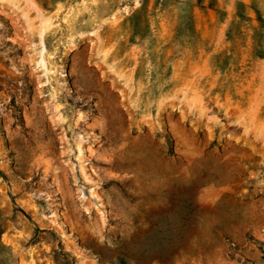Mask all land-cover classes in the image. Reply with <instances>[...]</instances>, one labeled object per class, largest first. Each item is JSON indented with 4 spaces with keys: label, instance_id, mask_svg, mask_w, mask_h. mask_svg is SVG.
I'll use <instances>...</instances> for the list:
<instances>
[{
    "label": "rangeland",
    "instance_id": "obj_1",
    "mask_svg": "<svg viewBox=\"0 0 264 264\" xmlns=\"http://www.w3.org/2000/svg\"><path fill=\"white\" fill-rule=\"evenodd\" d=\"M0 264H264V0H0Z\"/></svg>",
    "mask_w": 264,
    "mask_h": 264
}]
</instances>
